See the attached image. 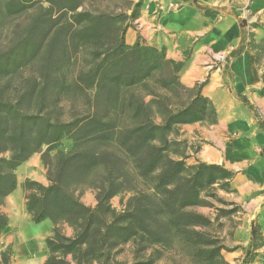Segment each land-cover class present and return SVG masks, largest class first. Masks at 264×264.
Returning a JSON list of instances; mask_svg holds the SVG:
<instances>
[{
  "label": "rangeland",
  "instance_id": "1",
  "mask_svg": "<svg viewBox=\"0 0 264 264\" xmlns=\"http://www.w3.org/2000/svg\"><path fill=\"white\" fill-rule=\"evenodd\" d=\"M10 1L0 0V52L27 36L33 38L36 51L27 63L9 74H0V101L12 102L27 114L46 115L51 121L97 114L111 123V128L99 137L78 138L67 133L51 143L30 135L29 153L17 165L11 162L14 150L8 136L0 137V166L15 182L11 191L0 194V212L8 219L0 232V264H40V258L42 264H48L52 257L77 264L78 252L60 246L50 249L47 244L54 230L62 238H72L76 232L73 219L63 218L57 224L49 217L41 220L47 221L49 231L43 251L36 250L35 236L41 226L28 212L26 198L50 184L60 156L83 150L111 153L120 159V166H90L67 183L72 194L85 205L98 208L116 227L129 223V212L146 207L149 217L155 218L147 220L159 229L155 238L136 228H120L117 233L109 230L102 238L101 258L82 257V264H264V181L249 172L255 159L263 156V148L259 146L255 158L247 161L233 157L232 146L239 135L233 127L245 121L246 112L221 79L224 58L238 46L240 19L244 20V49L230 61L233 76L229 83L233 91L244 92L262 114L264 0H198L218 9L212 15H204L180 0H76L74 12L44 0H32L22 8H13ZM80 11L110 14L112 21L124 27L122 36L128 46L139 42L163 49L166 58L181 65L174 85L177 89H181L179 83L188 89L202 83L200 92L213 104L216 120L172 125L165 131L167 143L163 145L166 156L184 161V177L204 165L196 177L198 194L183 208L206 217V225L189 227L201 236H183L169 226L168 215L161 212L165 188L157 186L158 171L139 175L134 156L119 143L120 131L138 121L130 101L137 98L148 102L150 91L167 93L170 85L162 78L167 72H153L154 79H142L135 85L77 80L96 61L92 55L96 46L76 40L73 34L84 24L73 21L74 13ZM62 24L65 27L60 28ZM188 93L181 91L174 99L177 107L188 101ZM151 115L154 122L162 123L160 106H151ZM248 118L251 120L247 114ZM151 144L161 145L160 136ZM212 165L233 171L231 181L221 178ZM98 195L102 196L99 204ZM253 221L256 231L251 240ZM28 239L33 246L26 252L18 251L17 246ZM59 243L65 241L59 239Z\"/></svg>",
  "mask_w": 264,
  "mask_h": 264
},
{
  "label": "trees",
  "instance_id": "2",
  "mask_svg": "<svg viewBox=\"0 0 264 264\" xmlns=\"http://www.w3.org/2000/svg\"><path fill=\"white\" fill-rule=\"evenodd\" d=\"M32 0L10 1L13 8L25 7L24 4ZM51 4H58L59 9L74 12L77 8L76 0H44ZM187 2L200 12L211 15L216 9H209L198 0H180ZM73 21L76 24L84 23L73 34L75 39L94 45L92 52L96 59L92 68L79 75L77 80L86 84L96 83L104 85L108 83H123L135 85L142 79H154L153 72L164 70V78L170 87L167 93L158 94L150 91L152 97L148 102L140 99H132L133 115L138 118L135 125L128 127L119 133V143L126 153L134 156L135 167L139 175L145 176L155 170L156 183L159 187L165 188L164 197L161 200L162 214H167L169 226L179 231L183 236L186 233H194L201 236L197 231L190 229V226L206 225V217L191 211H184V204H190L198 194L196 182L197 175H200V164L194 172L183 176L184 161L173 159L164 154L163 145L167 143L165 131L172 125L178 123H191L195 121L216 120V111L211 101L200 92L202 83H196L192 89H188L179 83L181 89L174 85L177 82V75L181 65L166 58L163 49L159 50L153 46L142 45L136 42L132 46L125 44L122 33L124 27L118 26L112 21L107 13H89L80 11L74 13ZM65 27L64 24L60 28ZM241 39L239 45L231 50L224 58L225 63L221 68V76L226 86L232 76L229 62L238 57L244 49L245 23L240 19ZM36 47L31 36L23 38L15 47L0 52V74H9L17 67L27 63L35 54ZM167 69V71H165ZM107 82V83H106ZM178 83V82H177ZM173 84V85H172ZM177 85V84H176ZM181 91L189 92L188 101L177 107L175 98L180 97ZM236 98L251 113L256 127L264 133V120L258 113L257 108L249 101L243 93H236ZM151 106L162 108V123L154 122L151 115ZM111 128V123L103 121L97 114L84 115L72 121H51L48 116L32 113L27 114L21 111L12 102L0 101V137L8 136L13 146L14 153L11 162L15 165L26 158L29 153L30 135L42 143L59 141L63 135L72 133L78 138L99 137L105 135ZM160 136L161 145H153L156 136ZM120 159L111 153H94L89 150L77 151L59 157L56 169L50 176L48 186L39 187L38 194H32L26 198V208L32 215L35 222L49 217L57 224L63 218H71L76 224V232L72 238H62L54 230L55 235L47 240L50 249L60 246L65 251L80 254L76 257L77 264H82L81 258L100 259L102 255L103 236L112 230L114 233L121 229L134 230V228L147 233L151 237L158 236L159 226L155 229L149 223L150 211L142 207L136 211L129 212V223L125 226H114L113 222H107L98 208H91L76 198L67 188L70 179L81 175L90 166L95 164L120 166ZM217 168L221 178L230 182L234 172L226 168L212 165ZM15 186L11 174L4 172L0 166V194L8 193ZM109 190L108 193L112 192ZM98 204L102 196L98 195ZM7 216L0 212V232L7 225ZM153 223V222H152ZM256 231L255 222L251 224V240ZM63 239L65 243H59ZM84 247V248H83ZM83 248V249H82ZM250 254L246 251V257ZM48 264H68L64 258H49Z\"/></svg>",
  "mask_w": 264,
  "mask_h": 264
},
{
  "label": "crops",
  "instance_id": "3",
  "mask_svg": "<svg viewBox=\"0 0 264 264\" xmlns=\"http://www.w3.org/2000/svg\"><path fill=\"white\" fill-rule=\"evenodd\" d=\"M202 4V3H201ZM204 5V4H203ZM195 8V7H194ZM209 9H216V12H218L217 8H210ZM198 10V9H197ZM199 11V10H198ZM200 12V11H199ZM202 13V12H201ZM213 13V14H215ZM204 14V13H202ZM207 15V14H204ZM212 15V14H211ZM240 26V24H239ZM240 33H241V29H240ZM241 39V36H240ZM240 42V40H239ZM245 43V41H244ZM239 45V44H238ZM236 48V47H235ZM234 49V48H233ZM232 49V50H233ZM243 51V50H242ZM230 52V51H229ZM228 52V53H229ZM227 53V54H228ZM242 53V52H241ZM240 53V54H241ZM240 56V55H239ZM238 56V57H239ZM237 58V57H236ZM234 58V59H236ZM233 60V59H232ZM231 61V60H230ZM230 65V62H229ZM231 70V69H230ZM232 72V71H231ZM233 76V73H232ZM231 76V77H232ZM230 77V78H231ZM222 79V76H221ZM223 80V79H222ZM230 80V79H229ZM224 82V81H223ZM225 84V83H224ZM230 85V83H229ZM228 88V86H226ZM231 87V86H230ZM229 90V88H228ZM230 93H232L234 95V97L236 98V93L240 92L245 94L244 92L241 91H233V89L231 88V91L229 90ZM246 95V94H245ZM247 97V96H246ZM248 98V97H247ZM237 99V98H236ZM249 99V98H248ZM250 101V100H249ZM238 103H241L240 101H238ZM251 102V101H250ZM252 103V102H251ZM242 104V103H241ZM254 105V103H252ZM255 106V105H254ZM242 107L244 108L245 112H246V119L244 122L238 123L239 125H236L233 127V129L239 130L238 131V137L236 138V140H234L233 146H232V155L233 157L237 160V161H247L250 160L252 158H255L256 153L258 151V147L262 146L263 148V156L256 160L255 159V164L251 165V167L249 168V172L253 173L255 176L259 177L260 179H262L264 181V133L261 132L255 125L254 119L250 113V111L242 104ZM256 107V106H255ZM262 114L261 117L264 120V110H261ZM247 114L250 116L247 119ZM238 171V170H237ZM239 174V172H236V176ZM40 228L38 231V234L35 236L36 237V241L37 244L39 245V248L36 247V250H40L43 251L44 248V238L47 236L48 231H49V225L47 223V221L45 222H40ZM21 245L17 246V250H22L23 252H26L25 250H27V248H31L33 246L32 241L31 240H27L24 241L22 243H20ZM43 260L40 258L38 263L42 264Z\"/></svg>",
  "mask_w": 264,
  "mask_h": 264
}]
</instances>
